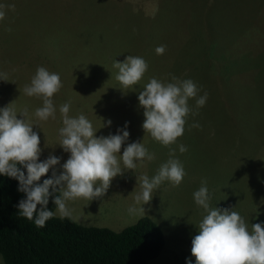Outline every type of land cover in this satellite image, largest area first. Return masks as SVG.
I'll list each match as a JSON object with an SVG mask.
<instances>
[{"label": "rangeland", "instance_id": "rangeland-1", "mask_svg": "<svg viewBox=\"0 0 264 264\" xmlns=\"http://www.w3.org/2000/svg\"><path fill=\"white\" fill-rule=\"evenodd\" d=\"M163 1L149 10L144 5L151 0H0V73L8 79H0V108L11 104L17 113L27 108L32 122L42 127L33 125L41 138L40 161L52 154L61 158V165L70 156L58 145L61 104L70 101L69 115L83 113L97 136L116 134L127 123L130 135L121 154L128 143L142 142L155 159L137 162L136 172L117 175L104 196L67 205L78 223L119 231L142 217L128 213L132 192L139 191L137 175L151 178L169 159V147L142 127L139 91L152 77L194 81L199 96L207 92L206 104L197 109L194 99L188 101L196 114L188 115L184 134L171 145L186 175L178 187L165 182L154 191L143 216L153 219L165 237L161 252L148 264H188L189 259L195 264L192 239L203 210L192 194L202 179L207 180L212 207L234 208L249 226L264 222V83L263 90L247 86L264 74V65H258L264 59V0H237L240 6L229 12H208L217 0H196L195 8L194 0H179L176 10L168 12ZM214 24H221L219 31ZM160 45L165 51L157 55ZM128 55L142 57L148 69L125 92L112 65ZM39 66L58 73L62 81L53 98L55 120L37 121L32 114L42 101L22 92ZM234 71H248L238 100L228 86L236 79ZM108 120L111 125L103 127ZM194 123L199 127H192ZM180 144L187 151L180 153ZM54 167L57 174L62 171Z\"/></svg>", "mask_w": 264, "mask_h": 264}, {"label": "clouds", "instance_id": "clouds-1", "mask_svg": "<svg viewBox=\"0 0 264 264\" xmlns=\"http://www.w3.org/2000/svg\"><path fill=\"white\" fill-rule=\"evenodd\" d=\"M10 7L14 9L15 6ZM3 17L4 12L0 11V19ZM155 51L161 55L165 48L160 45ZM112 67L117 70L115 79L119 82V88L125 92L133 90L148 69L142 57L133 55H128L122 62L115 60ZM0 79L8 80L7 74L0 73ZM62 87L58 73L44 66L36 69L22 92L42 101V105L32 114L37 121L56 119L57 107L53 98ZM199 91L191 79L181 80L174 75L171 82L152 77L139 91L145 133L154 141L169 147L170 151L169 159L160 165L154 176L137 175L139 191L132 192L134 204L128 208L129 215L143 216L146 213L144 205L151 202L153 192L165 182L172 187L182 183L186 173L180 160L175 158L176 149L171 148V145L184 134L188 115L196 114L188 101L194 99L197 109L206 104L207 92L199 96ZM70 105L69 101L58 109L62 122L58 129V145L64 152L70 153L62 165L61 158L52 154L40 161L41 138L33 130V125H41L32 122L27 108L19 113L11 104L0 108V174L19 181L18 190L25 193L26 198L17 205L18 215L31 221L35 214L37 228L44 227L55 215L61 219H75L67 206L69 201L100 198L107 193L117 175H122L125 170L136 172L137 162L143 165L145 161L155 159L154 153H150L142 142L128 143L121 154L122 145L130 135L127 123L116 134L97 136L98 130L83 113L75 117L69 115ZM17 114L23 118H17ZM111 123L108 120L107 125L103 123V127ZM192 127H199V124L194 123ZM185 151L186 146L180 144L179 152ZM57 165L62 168L59 174L54 167ZM22 169H26V174ZM50 169H54L52 177L39 183ZM53 195L55 211L48 207L50 196ZM192 195L195 205L203 210L202 219L195 224L198 234L192 239L191 253L195 257V264H264V222L249 226L234 208L212 207L206 179L201 180V186ZM188 264H192L191 259Z\"/></svg>", "mask_w": 264, "mask_h": 264}, {"label": "trees", "instance_id": "trees-1", "mask_svg": "<svg viewBox=\"0 0 264 264\" xmlns=\"http://www.w3.org/2000/svg\"><path fill=\"white\" fill-rule=\"evenodd\" d=\"M156 1L151 0L149 6L145 3L144 8L152 10ZM178 4L179 0H165L162 8L174 12ZM196 5L194 0L193 8ZM239 6L237 0H226L225 4L223 0H217L216 4L208 7V12H229ZM220 26L214 24L212 27L219 31ZM217 49L218 45L214 52ZM258 65H264V59ZM247 72H232L233 79H236L228 83L229 91L237 100L240 90L246 86L242 84L246 83L243 82ZM263 83L264 74L257 83L247 86L263 90ZM242 112L245 113V110ZM22 170L26 174V169ZM52 173L49 170L39 183L51 178ZM18 189L17 179L0 174V255L3 264H148L164 247L162 228L148 216L139 217L135 223L119 231L82 225L74 219H61L59 215L50 218L44 227L37 228L34 223L35 214L31 221L18 215L17 205L21 199L26 198V194ZM54 195L50 196L48 205L53 211Z\"/></svg>", "mask_w": 264, "mask_h": 264}]
</instances>
